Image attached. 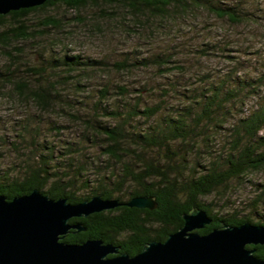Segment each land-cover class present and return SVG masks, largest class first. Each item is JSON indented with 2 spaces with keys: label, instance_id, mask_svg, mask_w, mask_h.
Here are the masks:
<instances>
[{
  "label": "trees",
  "instance_id": "trees-1",
  "mask_svg": "<svg viewBox=\"0 0 264 264\" xmlns=\"http://www.w3.org/2000/svg\"><path fill=\"white\" fill-rule=\"evenodd\" d=\"M249 3L251 0H47L41 5L0 14V48L4 53L8 51L9 58L14 61L22 53L18 55L10 48L16 42L38 37L29 25L31 14L58 6L64 7L66 11H82L96 6L106 17H111L106 14L108 7H114V11L119 9L127 12L135 22L134 26L140 27L143 25L142 17L167 22L173 18L189 17L195 10L201 9L231 24L241 25L251 21L254 16L247 6ZM42 25L44 29L59 28L61 21L49 16ZM216 44L219 43H202L197 50L208 54L210 47L212 49ZM175 49L135 62L120 61L115 65L118 70L132 65H152L161 77L179 75L175 71L186 75L184 66L176 64L178 60L172 51ZM226 55L233 58L236 65H242L237 56ZM103 64V60L83 58L82 55L42 54L37 65L28 68L30 76L19 75L16 69L0 68V83L10 85L7 96L16 95L23 100L33 101L44 110L60 102L77 106L76 98L64 96L62 88L66 83L71 82L76 93L86 92L95 97V101L85 109L89 112L84 122L91 132L86 137L102 136L105 143L102 150L108 159L119 162L118 172L109 170L107 165L104 171L96 169L97 176L91 178L92 168L100 166L95 164L93 167L90 161L80 159L79 148L68 147L63 151L64 155L60 156L55 152V142L45 139L44 144L41 143L42 150L29 155L17 174L0 168V194L13 199L37 188L55 199L66 197L71 203L89 200L95 195L118 198L122 202L134 196L152 195L159 203L153 210L121 205L88 217L70 219L71 223H83L86 230H71L64 241L79 243L88 238H98L106 243L119 244L120 240L124 243L123 250L130 254L140 252L152 240L167 239L171 232L183 226V214L194 208L204 209L213 219L211 225L198 230L201 233L222 227L223 224L250 222L264 225V215L259 211L264 202V182L255 184L258 193L249 200L246 211L234 210L221 214L213 201L208 200L212 195L224 194L232 182L251 180L250 176L264 170V96L256 90L257 80L250 82L243 79L240 77L242 68H237L220 72L218 79L213 81L210 71L201 69L197 76L186 82L190 83L185 88L189 90L190 94H187V91L180 92L175 86L178 83L176 79L181 77L174 76V80H170L171 85H163L165 93L174 94L180 103L185 101L184 96L189 101L182 106H175V109L160 117L157 114L162 112L163 106L159 103L142 105L138 103L140 98H137L138 102L131 101L127 106L122 104L123 111L121 108L110 109V83L89 94L88 86L82 81L83 74H86V78L89 76L86 72L98 69ZM262 71L257 78L259 86L264 80V69ZM117 89L120 90L116 94L123 95V102L128 103L127 87L117 84ZM247 91L256 93L263 101L250 114L237 117L231 124V136H228L231 137L230 144L226 149L219 151L217 148L215 150V146L210 148L212 142L209 140L215 138V135H211L213 125L227 123L225 114L232 113L228 103L242 99ZM61 109L68 112L65 107L61 106ZM103 113L117 119V122L111 124L102 121L103 118L100 120ZM139 116L145 120L153 119L154 125L148 129L141 128L139 121H136ZM25 130L29 132L28 127ZM38 144L33 141V145ZM126 243L134 245L130 248ZM248 247L256 248L255 255L264 258V244H251Z\"/></svg>",
  "mask_w": 264,
  "mask_h": 264
},
{
  "label": "rangeland",
  "instance_id": "rangeland-1",
  "mask_svg": "<svg viewBox=\"0 0 264 264\" xmlns=\"http://www.w3.org/2000/svg\"><path fill=\"white\" fill-rule=\"evenodd\" d=\"M247 6L254 16L251 21L241 25L231 24L225 19L218 18L214 13L201 9L195 10L189 17L173 18L167 22L142 17L143 25L140 27L134 26L135 22L127 12L119 9L114 11V7H108L109 11L106 13L111 17L103 16L101 13L104 12L96 6L82 11H66L62 6L45 9L31 14L28 18L29 25L34 28L38 37L30 41L16 42L10 48L14 53L18 52V55L22 53L18 58L13 61L8 56L9 52L4 53L0 48V68L16 69L19 75L30 76L28 68L37 65L42 54L82 55L83 58L100 59L105 62L102 67L86 72L89 74L86 78V74H83L82 81L88 86L89 94L110 83V109L121 108L123 111L122 104L126 105L140 98V102H136L142 105L159 103L163 106L162 112L157 114L160 117L175 109V106H182L189 101L184 96L185 101L180 103L174 94L165 93L163 85L166 86L167 83L171 85L170 80H174V76L181 77L176 79L178 83L175 86L181 90L180 92L187 91V94H190L189 90L185 89L190 83L186 82L197 76L201 69L210 71V78L214 81L222 72L242 68L240 77L250 82L256 79L257 83L253 82L256 84V90L264 96V80L259 86L257 79L264 69V0H251ZM49 16L61 21L59 28L44 29L42 23ZM206 42L219 44L212 49L210 47L208 54L197 50L199 45ZM172 48L177 49L172 50L173 56L179 61L176 64L183 65L187 70L186 75L175 71L179 75L161 77L152 65H132L122 70H118L115 65L124 60L135 62L159 53H169ZM227 53L241 59L242 65H236L233 58L226 55ZM117 84L127 87L128 103L123 102V95L116 94V91L120 90L117 89ZM62 89L64 96L76 98L78 101L76 107L60 102L44 110L33 101L23 100L16 95L7 96L6 92L10 90V85L0 83L1 169L17 174L23 168L27 157L33 155L36 150H42V144L47 139L48 142L49 140L55 142L57 155L63 156V151L68 147L79 148L80 159L90 161L94 164L93 167L95 164L99 165L100 168L95 167L90 171L91 178L97 176L96 169L104 171L110 167L109 170L114 169L118 172L119 162L108 159L106 152L102 150L105 144L102 136L86 137L91 132L84 122L89 112L85 109L95 101V97L87 95L86 92L76 93L71 82L66 83ZM262 101L263 98L258 97L256 93L247 91L242 99L229 102L227 106L232 113L225 114L227 123L223 122V125L212 123L211 135H215V138L209 140L212 142L210 148L215 146V150L217 148L219 151L226 149L230 144L231 137L228 136H231L229 132L231 124L237 117L250 114ZM61 106L67 108L68 112L61 111ZM100 120L111 124L117 122V119L104 113ZM136 121H139L141 128L148 129L154 125L153 119L145 120L140 116ZM25 127H28L29 132ZM33 141L40 144L33 145ZM98 174L101 175V172ZM250 178L251 180L232 182L224 194L212 195L208 200L213 201L221 214L234 210L246 211L249 200L258 193L255 184L264 182V170L254 173ZM259 208L260 213L264 215V202Z\"/></svg>",
  "mask_w": 264,
  "mask_h": 264
},
{
  "label": "water",
  "instance_id": "water-1",
  "mask_svg": "<svg viewBox=\"0 0 264 264\" xmlns=\"http://www.w3.org/2000/svg\"><path fill=\"white\" fill-rule=\"evenodd\" d=\"M46 1L0 0V14ZM121 205L153 210L159 203L152 195L134 196L125 202L95 195L71 203L66 197L55 199L37 188L13 199L0 194V264H264V258L255 255L256 248L248 247L264 244V225L223 224L201 233L199 229L213 223L201 208L184 213L183 226L165 240L148 242L135 255L119 253L118 246L98 238L64 241L71 229H86L80 222L71 223V218Z\"/></svg>",
  "mask_w": 264,
  "mask_h": 264
},
{
  "label": "flooded vegetation",
  "instance_id": "flooded-vegetation-1",
  "mask_svg": "<svg viewBox=\"0 0 264 264\" xmlns=\"http://www.w3.org/2000/svg\"><path fill=\"white\" fill-rule=\"evenodd\" d=\"M110 210V209H109ZM104 211V210H103ZM101 212V211H100ZM93 214V213H92ZM91 215V214H90ZM89 215V216H90ZM88 217V216H87ZM79 218V217H78ZM76 223H78V222H76ZM81 223V222H80ZM83 224V223H82ZM86 227V226H85ZM71 230H75L76 232H79V231H77L76 229H71ZM70 230V231H71ZM86 230V229H85ZM81 231H84V230H81ZM127 235V233H125V236ZM120 241V240H119ZM118 241V243L119 244H116V243H113L114 245H116V246H118V248H119V253H125V250H123L125 247H124V243L121 241V242H119ZM106 243V242H105ZM107 243H111V242H107ZM130 245V246H129ZM134 244H132V243H126V246H129L130 248L133 246ZM126 253H128V252H126ZM130 254V253H129ZM135 254H137V253H135ZM135 254H131V255H135ZM114 254H111L110 256H113Z\"/></svg>",
  "mask_w": 264,
  "mask_h": 264
}]
</instances>
